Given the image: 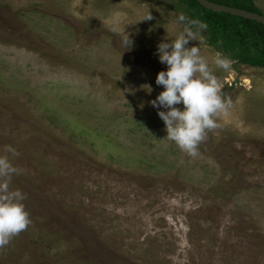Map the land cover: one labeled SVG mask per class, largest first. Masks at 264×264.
I'll return each instance as SVG.
<instances>
[{"label": "rangeland", "instance_id": "rangeland-1", "mask_svg": "<svg viewBox=\"0 0 264 264\" xmlns=\"http://www.w3.org/2000/svg\"><path fill=\"white\" fill-rule=\"evenodd\" d=\"M181 12L196 19L182 0H0V154L19 152L32 221L0 264H264V67L217 69L198 44L232 107L188 157L149 103Z\"/></svg>", "mask_w": 264, "mask_h": 264}, {"label": "clouds", "instance_id": "clouds-1", "mask_svg": "<svg viewBox=\"0 0 264 264\" xmlns=\"http://www.w3.org/2000/svg\"><path fill=\"white\" fill-rule=\"evenodd\" d=\"M151 19L148 12L141 20ZM176 23L182 25V30L174 39L157 46L159 61L167 65V70L157 73L155 83L164 90L149 103L154 108L166 109L157 113L165 125V138L174 142L188 157L196 158L208 133L220 127L217 118L227 114L232 101L223 96L221 81L198 46L204 41L207 23L191 19L183 12L178 14ZM119 35L122 47L130 49L133 45L130 34L122 28ZM193 41L197 43L189 46ZM211 64L227 71L233 61L222 51H215ZM144 86L147 92L152 91L151 86ZM176 105H183V110ZM18 156L19 152L10 145L0 154V249L32 224L23 203L26 194L19 188L10 187L13 177L23 172L13 163Z\"/></svg>", "mask_w": 264, "mask_h": 264}, {"label": "trees", "instance_id": "trees-1", "mask_svg": "<svg viewBox=\"0 0 264 264\" xmlns=\"http://www.w3.org/2000/svg\"><path fill=\"white\" fill-rule=\"evenodd\" d=\"M190 16L208 25L204 38L208 45L231 60L252 66L264 67V25L229 13L212 11L196 0H182ZM216 3L256 10L253 0H210Z\"/></svg>", "mask_w": 264, "mask_h": 264}, {"label": "water", "instance_id": "water-1", "mask_svg": "<svg viewBox=\"0 0 264 264\" xmlns=\"http://www.w3.org/2000/svg\"><path fill=\"white\" fill-rule=\"evenodd\" d=\"M196 1L206 9L217 11V12L229 13L232 15H237L243 18L257 21L264 25V15L263 14H259L256 12H252V11L241 9V8L234 7V6L216 3L210 0H196Z\"/></svg>", "mask_w": 264, "mask_h": 264}, {"label": "flooded vegetation", "instance_id": "flooded-vegetation-1", "mask_svg": "<svg viewBox=\"0 0 264 264\" xmlns=\"http://www.w3.org/2000/svg\"><path fill=\"white\" fill-rule=\"evenodd\" d=\"M235 61V60H234ZM237 62V61H236ZM240 63V62H239ZM242 64H246V63H242ZM249 65V64H248ZM252 66V65H251ZM257 67H259V66H257Z\"/></svg>", "mask_w": 264, "mask_h": 264}, {"label": "bare ground", "instance_id": "bare-ground-1", "mask_svg": "<svg viewBox=\"0 0 264 264\" xmlns=\"http://www.w3.org/2000/svg\"><path fill=\"white\" fill-rule=\"evenodd\" d=\"M247 82V81H246Z\"/></svg>", "mask_w": 264, "mask_h": 264}]
</instances>
